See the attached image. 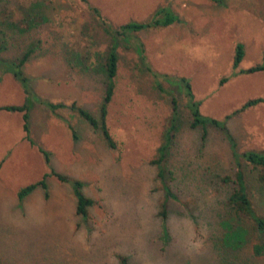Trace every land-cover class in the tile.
<instances>
[{
  "label": "rangeland",
  "instance_id": "obj_1",
  "mask_svg": "<svg viewBox=\"0 0 264 264\" xmlns=\"http://www.w3.org/2000/svg\"><path fill=\"white\" fill-rule=\"evenodd\" d=\"M89 1L115 26L146 20L164 3L179 16L135 33L132 43L142 41L151 68L172 76L163 84L178 100L180 125L167 156L173 172L168 182L184 205L171 202L166 221L159 216L164 194L151 160L169 125L171 104L169 95L154 87L137 52L119 47L107 116L118 144L112 149L77 112H52L40 101L77 102L99 116L106 87L101 62L110 40L88 5L0 0V56L34 49L24 69L39 98L31 109L32 140L25 137L22 111L0 109V263L122 264L124 258L128 264H264V254H253L264 233L248 220L235 224L226 205L234 186L233 149L264 150V102L242 108L264 97V70L240 71L264 63V0ZM32 11L38 14L34 20ZM238 44L244 56L233 67ZM174 75L188 78L202 115L224 128L190 127L186 87L173 83ZM25 97L20 81L0 74V106L19 105ZM42 148L51 152L50 164ZM241 161L251 198L264 215V193L256 190L255 172ZM52 169L85 183V195L95 199L88 218L77 214L71 183L53 174L47 190L40 186L17 197L24 185ZM224 176L230 181L223 182ZM224 222L244 235L236 249L224 244L229 231Z\"/></svg>",
  "mask_w": 264,
  "mask_h": 264
},
{
  "label": "trees",
  "instance_id": "obj_2",
  "mask_svg": "<svg viewBox=\"0 0 264 264\" xmlns=\"http://www.w3.org/2000/svg\"><path fill=\"white\" fill-rule=\"evenodd\" d=\"M86 3L91 9L92 13L97 17L98 23L102 27L103 31L109 37L110 43L107 47V51L104 54L103 62H101L102 69L105 73L106 77V87L104 90L103 98L100 104V114L96 116L92 111L90 112L87 108L82 105H79L77 102H73L71 104H67L65 102H54L47 99H41L40 101L52 112H57L59 109L70 108L71 110L77 112L85 121L89 123V125L93 126L95 129L101 131L106 144L112 148L116 149L118 147L117 142L113 138L109 126H107V116H108V107L112 101L115 85H116V77L118 75L119 70V61H120V52L119 47L123 46L126 48H133L137 52V57L140 64L144 67V69L149 73L152 77V81L154 87L161 92H165L169 95L170 104H171V114L169 117V125L163 131V138L156 150V156L151 160V163L156 168V178L159 180L161 185V190H163L162 199L159 205V216L165 222L168 213H169V203L175 202L181 205H184V201L176 194L168 182L169 176H172V170L168 167L167 156L170 151V147L174 142L176 136V130L178 129L179 124V105L178 100L175 97V94L165 87L163 84L164 79H170L172 77L170 74L165 72H156L154 71L150 64L146 60L144 45L142 41L137 39L135 43H132V37L135 33L147 30L151 28H157L158 26H166L175 21H178L179 16L176 11L169 4H159L156 6V9L152 12L150 17L143 21L130 20L124 24L115 26L111 19L106 17L100 9L98 5L91 3L89 0H81ZM218 1V0H213ZM33 14L38 17L36 11L28 12V14ZM28 17V16H26ZM43 19V17H41ZM33 48L29 47L24 51L21 55L14 58H4L0 56V74L11 73L18 81L21 82L24 91L26 93V97L23 103L12 104V105H4L0 106L1 110H7L10 112H23V123L22 128L25 131V137L32 140L30 132V120H31V109L34 104V100H39V98L35 95V91L31 85V78L25 72L24 66L26 62L29 60L30 53L33 52ZM236 55L233 58V67L237 66L240 59L244 56L243 47L241 44L235 49ZM88 58V56H85ZM92 69H99L98 67H93ZM264 70V63L258 64L256 66L250 68L240 69L241 72L251 73L255 71ZM176 80H173V83L179 84V81L184 84L186 87L185 96L187 97L186 107L191 116L190 127L197 128L198 126H202V128H206L208 124H213L217 127L222 126L224 123L221 121L209 118L204 115L199 110L200 101L194 99V95L191 91V87L188 81V78L181 76H175ZM172 80V79H171ZM259 102H264V97L254 98L248 100L243 104L242 108H246L248 106L255 105ZM225 125L222 126L224 128ZM72 131V135L74 139H78L76 130L71 125H68ZM204 138L206 136V129L203 130ZM48 164L51 163V152L46 149H41ZM233 164H234V186L232 191H230V195L226 199V205L233 213L232 221L235 224L239 223L236 220H248L252 226V228L259 232L264 233V215L259 214L254 201L252 200L251 192L246 184L245 174H244V164L241 161V158L246 161L248 169L251 172H255V180L259 184L257 189L259 192L264 193V150L261 151H247L238 153L235 149H233ZM250 167V168H249ZM55 175L60 181L71 183L73 196L76 198V211L77 214L88 218L89 216V208L93 206L95 203V199L85 195L84 186L85 183L82 180L71 178L63 173H59L52 169L51 172L45 173L44 177L37 181L31 182L24 185L19 192L17 193V197L22 199L24 195L32 192L37 187H43L44 189H48L47 178L51 175ZM223 182H229L230 177L224 176L222 177ZM181 202V203H180ZM236 219V220H235ZM223 226L231 231L225 234L224 244L231 249L238 248L242 240H244L243 233L236 231L237 228L233 229V225L230 222H224ZM165 228V227H164ZM243 235V236H242ZM253 254L262 255L264 254V243H258L253 245ZM122 264L126 263V260L123 258ZM1 264V263H0Z\"/></svg>",
  "mask_w": 264,
  "mask_h": 264
}]
</instances>
